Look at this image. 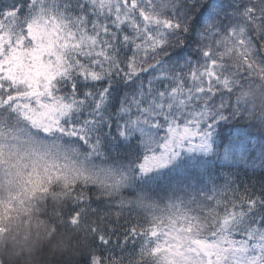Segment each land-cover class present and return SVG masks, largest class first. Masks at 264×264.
<instances>
[{"label": "snow or ice", "instance_id": "snow-or-ice-1", "mask_svg": "<svg viewBox=\"0 0 264 264\" xmlns=\"http://www.w3.org/2000/svg\"><path fill=\"white\" fill-rule=\"evenodd\" d=\"M0 264H264V0H0Z\"/></svg>", "mask_w": 264, "mask_h": 264}, {"label": "trees", "instance_id": "trees-1", "mask_svg": "<svg viewBox=\"0 0 264 264\" xmlns=\"http://www.w3.org/2000/svg\"><path fill=\"white\" fill-rule=\"evenodd\" d=\"M241 123H243V122H241ZM44 260H45L46 262H48V261L51 260V258H50V257H45Z\"/></svg>", "mask_w": 264, "mask_h": 264}]
</instances>
